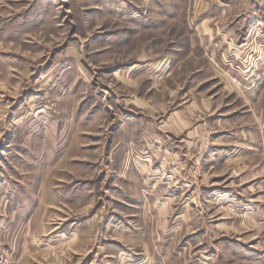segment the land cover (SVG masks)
Returning <instances> with one entry per match:
<instances>
[{"label": "rangeland", "instance_id": "rangeland-1", "mask_svg": "<svg viewBox=\"0 0 264 264\" xmlns=\"http://www.w3.org/2000/svg\"><path fill=\"white\" fill-rule=\"evenodd\" d=\"M0 208V264H264V0H0Z\"/></svg>", "mask_w": 264, "mask_h": 264}, {"label": "crops", "instance_id": "crops-1", "mask_svg": "<svg viewBox=\"0 0 264 264\" xmlns=\"http://www.w3.org/2000/svg\"><path fill=\"white\" fill-rule=\"evenodd\" d=\"M17 197H16V194H13V193H11V194H9V196H7V198L5 199V201H3L4 203H3V206H5V208L7 207V206H10V205H13V204H15V205H17ZM1 203H2V201H1ZM20 204L21 205H23V206H25V208H26V206L28 205V201L27 200H24V199H22L21 201H20ZM1 207H2V205H1ZM6 210V209H5ZM13 210V209H12ZM23 211V210H22ZM22 211L21 212H19V211H17V209L16 210H13L12 211V213H11V215H10V217H9V215H6V214H4L6 211H2V209L0 208V212L2 213V214H0V242H2L3 240H2V237H1V234L3 233V224L4 225H10V226H13V225H15V223L18 221V220H23V219H25V221H24V224H25V226H24V228H25V236L24 237H21V240H20V245L19 246H21V249H25L26 251H28V249L31 247L30 246V244H31V242H32V239H30V238H28L29 237V232H30V229H32V221H27L28 220V217L26 216V214L25 215H22L21 213H22ZM22 217V218H21ZM20 218V219H19ZM10 228V227H9ZM29 229V230H28ZM17 236L18 235H15V236H13V244H14V246L16 245V242H17ZM70 236H71V238H76V233L75 232H72L71 234H70ZM30 239V240H29ZM12 240V239H11ZM6 241H8L9 242V244H10V246L12 247V245H11V242L9 241V239H7ZM30 243V244H29ZM32 244H33V242H32ZM14 248V247H13ZM13 251V249L12 248H10L9 249V253H11ZM27 253V252H26Z\"/></svg>", "mask_w": 264, "mask_h": 264}]
</instances>
